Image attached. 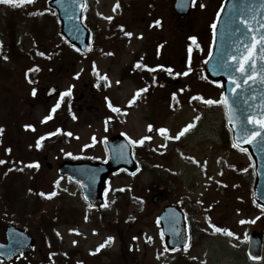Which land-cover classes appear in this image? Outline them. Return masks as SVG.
<instances>
[{
  "label": "rangeland",
  "instance_id": "374dc122",
  "mask_svg": "<svg viewBox=\"0 0 264 264\" xmlns=\"http://www.w3.org/2000/svg\"><path fill=\"white\" fill-rule=\"evenodd\" d=\"M160 1L158 14L162 15V30L150 21L158 17L156 0L154 3L150 0H87L86 23L95 29L93 50L82 58L67 51L61 53L58 63H52L61 71L52 77L44 73L52 64L43 62L41 83L31 84L29 91L19 80L24 79L29 60L45 59L51 48L60 46L58 24L46 6L47 0L0 6V32L3 34L0 42L2 45L9 43L10 37L6 34L12 33L24 52L9 44L7 59L0 57V75L3 76H0V160H6L0 164V173L22 167L20 172L9 171V182H4L18 198L13 209L5 204L0 206V241L3 228L9 222L30 231L36 241L31 253L17 263H33L41 254V248L44 254L49 252L44 238L51 233L45 236L41 230H48L52 223L48 222L47 226L34 213L36 194L41 198V213L57 218L55 229L62 242L56 245L49 236L53 245L52 258L47 259L49 264H56L55 259L60 254L57 249L65 253L61 264H173L183 260L185 264H264V259L251 262L243 243L249 229L264 231V210L254 204L252 189L248 186L254 178L252 160L246 151L230 143L228 133L222 132V127L226 126L222 105L206 103L209 99L220 100L222 88L207 83L200 76L199 62L207 58L212 46L213 33L209 25L214 22V9L217 12L221 0H195L192 12L184 19L174 12L173 0ZM150 4L152 7H148ZM5 19L8 22L2 24ZM115 22L124 28L114 29ZM189 37H196L194 44L197 46L191 58L192 64L199 67L195 73L187 64ZM160 44L163 48L157 60ZM33 53L35 58L30 57ZM149 58L161 64L153 78L162 85L161 91L143 103L129 105L141 82L148 81L144 74L140 78L133 72L145 63L150 65ZM181 58L184 62L180 63ZM99 77L106 82L108 97L126 109L125 124L120 126L114 116H110V129L103 126L102 118L107 113L101 104L102 94L97 95L93 111H79L77 119L72 117L77 108L70 107L71 115L66 121L58 117L44 121L47 107L32 90L54 83L63 97L69 95L67 92L71 88L67 98L77 103L72 97L76 99L84 82ZM175 80H179L177 85ZM30 122L33 132L24 127ZM189 124L192 126L185 130ZM53 128L59 129L62 138L43 140ZM115 131L126 133L132 141L150 136L152 145L166 152L165 158L156 156L151 161L169 166L175 174L168 172L170 181L160 182L158 176L152 177L148 164V168L134 179L125 173L113 175L104 192L103 206L90 208L83 201L78 185L56 172L57 156L101 159L105 155L100 137ZM38 142L40 147L36 146ZM92 143V150H83L84 145ZM146 155L147 151H140L143 160ZM33 169H37V177L31 172ZM161 171L163 173V169ZM124 185L130 187L132 194L116 196L113 189ZM28 188H31L29 192ZM158 193L163 198L151 202ZM3 194L0 187V204L3 199L5 201ZM169 203L184 210L192 230L191 242L180 251L168 249L157 222L159 211ZM211 225L235 235L217 232ZM109 237L112 239L108 240Z\"/></svg>",
  "mask_w": 264,
  "mask_h": 264
},
{
  "label": "water",
  "instance_id": "95a60500",
  "mask_svg": "<svg viewBox=\"0 0 264 264\" xmlns=\"http://www.w3.org/2000/svg\"><path fill=\"white\" fill-rule=\"evenodd\" d=\"M84 3V0H49L48 6L56 10L61 34L85 54L90 49L89 30L81 23ZM192 3L193 0H175L174 9L183 17L190 12ZM215 32L213 50L204 65L205 73L208 78L221 80L223 94L228 99V106H224L233 143L240 148L246 147L252 156L256 175L253 198L264 207V126L250 122V118L260 120L264 117V45L259 44V38L264 36V0H227L217 19ZM249 51L251 58L245 65L247 71L241 73L240 60ZM56 89V86L49 89L48 97L56 94ZM107 146V162L77 163L67 160L58 169L59 173L69 176L81 186L89 205L102 202L104 180L113 171L123 167L132 173L137 170L131 158L132 148L124 137H112ZM160 197L162 195L158 194L152 201ZM160 222L170 248L181 247L186 242L185 223L177 207H166L160 215ZM6 231L7 243H0V258L4 261L16 256V247L27 252L34 243L14 227L9 226ZM248 243L247 254L255 259L260 258L261 232H250Z\"/></svg>",
  "mask_w": 264,
  "mask_h": 264
},
{
  "label": "flooded vegetation",
  "instance_id": "af4514ba",
  "mask_svg": "<svg viewBox=\"0 0 264 264\" xmlns=\"http://www.w3.org/2000/svg\"><path fill=\"white\" fill-rule=\"evenodd\" d=\"M156 1L158 2V5H159V9H157V15H156L158 17L157 18H153L151 20L153 21L155 19H158L159 24L161 25L160 26V30H162L163 29L162 15L159 16V14H158V13L161 12V1L160 0H156ZM152 5L153 4H150V5H148V7H150V6L152 7ZM55 47L50 49L51 52L48 54L50 56V58H45V59L41 58V59H31V60H29L30 66L23 73L24 74L23 75L24 79L19 80L20 84H24V85L29 87L28 91L30 89H32L31 88L32 87L31 84L36 83V84L39 85L41 83V81L39 79H40L41 71L43 70V67H42V63L43 62H47V63H51V64L53 62L58 63ZM61 64H63V62ZM150 66L154 67L153 71H154V77H155L156 70H158L159 69L158 66H161V65H157L156 66L153 63ZM47 67L48 68L46 69V72H44V73L50 74L51 77H52V75L54 76L56 72L58 73L59 71H61L59 69V67L54 66L53 64H52V66L48 65ZM0 76H2V75H0ZM94 77L97 78L98 76L94 75ZM46 85L47 86H42V87L40 86L39 90H38V86H37L36 87L37 90L35 89L34 96L39 98V101L42 102L43 104H45L44 107L45 106L49 107L48 105L50 103L46 102V98H45V95H44V88L48 87L49 85H52V83H48ZM105 91H106V82H104L103 79H97V80H93V81H91V79H88L86 82H84V88H82L81 91L77 93L78 96L76 97V99L72 98L74 100H77V103H75V101H70L69 102V106L71 108L72 107H74V108L76 107L77 108L75 114L72 117L74 119H77V117H80V116H78L79 115V111H81V112L82 111L83 112H87V111L88 112H92L93 111L92 107L96 104V100L95 99H96L97 95L102 94L101 104L104 105L103 109L107 113L102 118L103 124L108 126V128H107L108 130L110 129V126H109V117L110 116H112V117L114 116V118L120 124H121V122H124L126 120V114H125L126 110H125V108L120 106L119 103H115L112 99H110V97H108V95L105 93ZM109 103L112 105V107H109ZM70 107H69V109H70ZM113 108H116L118 110L114 111ZM57 117H59L58 119L64 120V121H66L68 119V117H62L61 115H57ZM30 123L25 124L24 127H26L27 125H30ZM113 133H118V131L111 132V133H109V135L106 136L105 141H104V145H102V147H103V149L105 151H106L105 142H106L107 138H109ZM59 160H60V158L57 157V161H59ZM26 168H27L28 171H30V169L28 167H26ZM31 172H32V170H31ZM32 173L33 174L37 173V169H35L34 172H32ZM7 174H8V172H6V174H1L0 181H1V179L8 181L9 177H8ZM35 176L37 177L38 175L35 174ZM6 226H7V224L3 228V231H4L3 240L5 239V228H6ZM44 240H45V244L48 246L49 252L45 251L46 253L44 254V252H43L44 249L41 248L40 249L41 254H39L38 257L31 264H36V262H38V260H40V259H42L44 261L47 260V259L48 260L50 259V256L52 254V251H50V247H49L50 242H49V240H47V237H45ZM46 245H45V247H46ZM48 253H50V254H48ZM27 255L19 254L16 257L15 261H13V262H11L9 264H20L19 262L17 263V260L21 259L23 256H27Z\"/></svg>",
  "mask_w": 264,
  "mask_h": 264
},
{
  "label": "snow or ice",
  "instance_id": "6c2138e0",
  "mask_svg": "<svg viewBox=\"0 0 264 264\" xmlns=\"http://www.w3.org/2000/svg\"><path fill=\"white\" fill-rule=\"evenodd\" d=\"M2 2L3 3H5V4H9V3H11V4H16V3H24L25 2V0H2ZM27 2H29V3H31L32 2V0H27ZM117 7H119V4H117L116 5ZM202 7H203V5H201ZM108 19H111V17H109ZM155 23H159V21H156ZM245 23H247V21H245ZM213 28H215V24L213 25ZM126 35H129V36H131L132 35V33H126ZM189 39L190 40H192L193 42H195L196 41V37H189ZM259 44H261V45H264V36H261L260 38H259ZM189 51H191V46L189 47ZM41 55H44L43 53H40ZM251 58V51H249V54L248 55H246L243 59H241L240 60V66H239V71L241 72V73H245L247 70H246V68H245V65L248 63V61H249V59ZM5 59H7V57H5ZM233 59H236L235 57H233ZM254 62V61H253ZM186 74V73H185ZM253 75H255V72H253ZM105 79H106V77H104ZM253 77H247V79H252ZM262 79H264V77H262ZM237 87H239V85L237 84ZM142 91V90H141ZM70 92H71V88H69L68 89V92H67V94H70ZM33 94H35V89L33 90ZM62 96L64 95V94H61ZM201 99H203L202 97H201ZM129 103H132V101H129ZM206 103H208V104H223V105H225L226 107L228 106V99H227V97L226 96H224V94L222 93L221 94V99L220 100H211V99H209V100H207L206 101ZM57 107H59V103H57V105H55V107L53 108V111H55V108H57ZM109 107H112V105L109 103ZM113 110L114 111H117L118 109H116V108H113ZM45 119H47V117L45 118ZM250 122H253V123H259L261 126H264V117H262L260 120H252L251 118H250ZM192 125L191 124H189V125H187L186 126V128H185V130H187V128H189V127H191ZM26 127H31L30 125H27ZM149 127V129L151 130V128H152V126L151 125H149L148 126ZM0 131H2V129H0ZM59 131V130H58ZM160 131L161 132H165V131H167L166 129H160ZM180 134H182V132L180 133ZM69 135H71V133H69ZM148 138H150V137H148ZM177 139L179 138V134L177 135V137H176ZM41 139H43V137L41 138ZM143 139L144 138H142L140 141H132V143H134V144H136V143H142L143 142ZM37 147H40V144H39V142L37 143V145H36ZM234 146H238V145H236V144H234ZM85 147H87V145H85ZM5 163V161L4 160H0V164H4ZM197 163H199L198 161H197ZM29 166H31V165H29ZM35 166H39L38 165V163L35 165ZM42 195H44V193H41ZM55 193H52V195H54ZM244 221H241V223H243ZM209 223L211 224V221L209 220ZM211 227L212 228H214L215 229V231H217V232H226L228 235H230V236H232V235H235V233H232L230 230H227V229H221V228H218V227H216V225H211ZM112 239V237H109L108 238V240H111ZM245 239H247V237H245ZM101 247H103V245H101ZM255 258V257H254Z\"/></svg>",
  "mask_w": 264,
  "mask_h": 264
},
{
  "label": "trees",
  "instance_id": "16d2710c",
  "mask_svg": "<svg viewBox=\"0 0 264 264\" xmlns=\"http://www.w3.org/2000/svg\"><path fill=\"white\" fill-rule=\"evenodd\" d=\"M157 169H159V170L151 169L150 172H151L152 177L158 176L159 178L157 180L160 182H164L165 180L168 181L169 180L168 179L169 173L167 172V170L164 169L163 173H162L160 168H157ZM4 186H6L8 189H10V186H8V184H4ZM162 186H164V185L162 184ZM3 197H5V200L7 199L5 202L8 205V207H11L13 205V202H14V200H12L13 197H11L8 192L6 194H4ZM41 212H43V211L41 210L40 205H37L35 208V212H34L35 214L36 213L38 214L37 218H39L40 221L44 222L47 226H48V222H51L52 223L51 227H54L55 223L57 222V218H55V216H49V215H46V213H41ZM48 227H49V229H51L50 225ZM173 264H185V261L184 260L180 261V263L174 262Z\"/></svg>",
  "mask_w": 264,
  "mask_h": 264
}]
</instances>
